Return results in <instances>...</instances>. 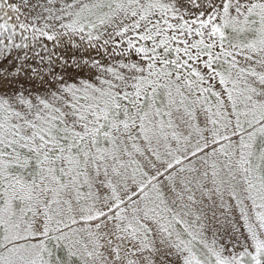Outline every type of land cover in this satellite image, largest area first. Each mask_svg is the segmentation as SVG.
Masks as SVG:
<instances>
[{
    "label": "snow or ice",
    "instance_id": "6c2138e0",
    "mask_svg": "<svg viewBox=\"0 0 264 264\" xmlns=\"http://www.w3.org/2000/svg\"><path fill=\"white\" fill-rule=\"evenodd\" d=\"M0 264H264V0H0Z\"/></svg>",
    "mask_w": 264,
    "mask_h": 264
}]
</instances>
